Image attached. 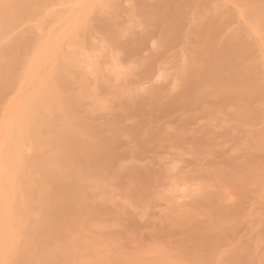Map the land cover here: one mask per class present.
<instances>
[{
	"label": "rangeland",
	"instance_id": "obj_1",
	"mask_svg": "<svg viewBox=\"0 0 264 264\" xmlns=\"http://www.w3.org/2000/svg\"><path fill=\"white\" fill-rule=\"evenodd\" d=\"M5 1L10 0L0 3ZM91 1L47 0L34 18L0 33V48H5L26 36L34 46L52 30L61 32L56 57L52 54L32 80L18 78L25 83L14 80L0 93V123L34 84L50 78L61 106L67 104L62 110L71 115L70 122L115 139L114 161L83 180L81 213L67 215L63 235L40 238L42 246L35 244L28 224L36 222L30 216L38 217L32 208L40 201H34L38 192L49 191L41 171L58 167L60 154L24 143L21 153L27 164L19 176L7 178V170H0V229L12 234L0 263L228 264L239 254L240 264H264V0H173L176 6L185 5L178 38L169 44L162 40V26L145 17L167 0H94L96 6L92 2L88 11ZM207 23L224 26L217 45L241 38L250 54L236 61L242 68L255 67L250 76L255 75L256 92L243 100L207 98L176 108L171 101L183 92L191 55L201 49L199 33ZM30 159L41 167H28ZM239 166L251 169L248 179L255 175L246 189L231 174ZM221 208L227 215L240 208L233 215L238 219L222 218ZM216 224L225 226L217 229ZM24 242L38 245L28 259L18 257Z\"/></svg>",
	"mask_w": 264,
	"mask_h": 264
},
{
	"label": "bare ground",
	"instance_id": "obj_2",
	"mask_svg": "<svg viewBox=\"0 0 264 264\" xmlns=\"http://www.w3.org/2000/svg\"><path fill=\"white\" fill-rule=\"evenodd\" d=\"M45 1H47V0H10V1H5L3 3H0V33L7 32L9 29L8 27L11 28L12 26H15V24L20 22V21H25L27 19L31 20V18H34L35 14L37 15V13H38L37 9L38 10L41 9V6L43 5V3ZM169 1L173 2V0H169ZM169 1L167 0L164 4L157 6V8H155L152 11V13L151 12L150 13L145 12V17L148 19V20L146 19L147 21H149V22L153 21V23L156 22L154 24H156V25L160 24L159 26L160 27L162 26V28H161L162 34L161 35H162V40L165 44L175 42L174 40H176L178 38V33H179V30H181L180 28H181V23L183 20V13H182L183 8L182 7L185 5L183 3L182 4L183 6L182 5L176 6V4H174L172 2L170 3ZM181 1H183V0H181ZM92 2L94 3V0H92L88 4V7H87L88 11L90 9H92V5H93ZM46 3L47 2H45V4ZM51 3H50V5H51ZM94 5L96 6V2L94 3ZM43 6H45V5H43ZM142 7H144V6H142ZM43 9H44V7H43ZM87 10H86V13L88 12ZM92 11L93 10H91L90 12H92ZM35 12H37V13H35ZM90 12H88V13H90ZM86 13H85V15H86ZM60 16L64 17L62 14ZM60 16L58 15L59 18H60ZM66 16L64 17L65 19L67 18ZM37 26H39V25H37ZM223 29H224V26L216 28L215 25L209 23L207 26H205V29L199 33V35L201 36L202 47H201V49H199V51H197L193 55H191L190 62H189V63H191L190 64L191 68L187 70V72L188 71L189 72L187 73L188 76L185 79V81H186V82H184L185 84L182 85L184 87L183 92H182V94L180 93L181 94L180 96L178 95V97L175 96L176 98L175 97L173 98V100L175 99L176 101L175 100H174L175 102L171 101V103H172V105L170 104L171 106L174 105V107H176L178 105V103L181 105H196L198 103H205L207 101L206 100L207 98H214V99H218L221 103H223L225 101L227 103V101H230V99L232 100V98L243 100V98H248V97L250 98L251 96L254 95V93L256 92L257 85L254 81L255 75L252 78L250 76V73L253 72V69L255 71V67L252 66V67H254L253 69H251L252 67H250V69L249 68L247 69V67L242 68V66L240 67V65H238V63H237L238 60L236 61L237 58L238 59H239V57L243 58V56L247 55L248 48L245 45L239 43L240 41H242V40H240L241 38H239V37H237L238 39L234 38L235 40L237 39L236 42L234 41V39L231 40V38H230L229 40L226 39L225 41H223L221 43V45H217L218 44L217 39L222 34ZM103 31H107V30H103ZM60 33L61 32H59V34ZM59 34H58V31L56 33V31L52 30L51 32H49V34H47L46 38L44 39V42H38L37 44H34V46L30 44L31 42L26 36V37H23L21 39H18V40L16 39V40L12 41L9 44V46H7L5 48L2 47L3 49L0 48V93L7 92L8 88H10L9 86L10 85L12 86L11 83L15 82L14 80L18 81V78L19 79L23 78V80L25 78V81H26V79L32 80V78L35 77L34 75L37 74L38 72H40V69H41L40 66L43 67L44 64L51 61L50 59L52 57V54H54V57H56L55 52L58 49L56 47L58 45L56 43V41L58 42L60 39L59 38L56 40V38L58 36L59 37L61 36V34L60 35ZM238 40H240V41H238ZM142 44H141V46H142ZM139 45H140V43H139ZM248 54H250V53L248 52ZM48 60H50V61H48ZM235 62L237 63V65L235 64ZM18 71L19 72L22 71V75H19ZM254 73H256V72H254ZM63 78H64V76H63ZM40 80L43 82L40 84L36 83L37 87L35 84L34 85L32 84L35 88H33V89L31 88L32 90L31 91L29 90V93H26V95L23 96V99L22 100L20 99L21 101L19 100L20 102L18 101L19 105L17 102L16 107L14 106V108H13V109H15V111L11 110V112L14 111L13 112L14 114L13 113L12 114L10 113V115L8 114L9 116L7 117V119H4V120L2 119L3 121L0 123V133H1L0 167L2 168V169L0 168V170L3 171L1 173H5V170H7V172L10 174V176H9V174L7 175L8 176L7 178L11 177V179H13L11 175L13 174V176H14L17 173H18V175L15 177L17 178L19 176V171L21 170L22 164H24V166H26V164H27V163L26 164L23 163V158H22V153H21L22 152L21 148L24 145V143L27 141H30L33 144L32 146L34 148H35V146H38L40 149V147H42V146H47V148L52 147L53 150L55 149L56 152L57 151L59 152L60 158L57 160V164H59L58 167H54L53 169L52 168L50 169L49 167H47V168H49V170H47V168L43 169L44 167L40 168V169H43V171H41V173L43 172V177H46L45 181H47V184L49 183V185H48L49 191L48 192L42 191L41 193L39 191L38 192L39 193L38 195H40V197H38L39 199L34 198V199H37L34 201L40 200L39 201L40 204H39V202H37V204H39L40 206L36 204L35 207L34 206L33 207L30 206V207H32V208H34V210L38 211L37 213L34 212L35 214H38V217L36 219L34 216V218H35V220H34V219H32L33 216H30V219H31L30 221H32V222L36 221L34 226H31L30 223L28 224V226H30L32 228V230H33L32 232L30 231L31 228L26 226L29 229V230L28 229L27 230L29 232H31L30 233L31 235L34 232L35 237H34V235H32V238L34 237L36 239L35 244L38 243L39 246H42L41 245L42 243H39L40 238H43L44 236H49L50 238L53 239L54 236L58 235V237H59V235H61L60 234L61 232L63 235L62 229H64V226L67 225L66 224V222H67L66 219H68V218H66L67 215L68 216L73 215V214L79 213L81 211L79 209H81L82 205H83L80 203V202H83V200H80L81 195L83 194V191H82L83 180L86 178L88 179L90 177L89 175H92L93 173L104 169L106 166H108V163L110 161H111V163L114 161L113 159H115L114 158L115 157V155H114L115 154L114 153L115 152L114 151L115 139L111 136H110V138H108L109 135L106 136V135L101 134V132H99L97 130V128L94 129V128H90V126H85V125H83L84 127H82V125L80 127L75 126V123L70 122L71 120L68 119V118H70L71 115L67 116V114L64 113L65 109H64V111L62 110V107H64L67 104L65 102V105L61 106V103H60L61 101L59 100L60 99L59 94L57 95L58 92L56 91L57 89H54V86L52 85V83H50L52 79L49 78L50 82L46 79L45 80L40 79ZM25 81L24 82L18 81V82H19V84H21L20 82L25 83ZM32 82H35V81L33 80ZM60 82H61V80H60ZM29 83L31 84V82H29ZM57 84H59V83H57ZM22 85H24V84H22ZM173 103H175V104H173ZM218 105H219V103H217V106ZM139 106H140V104H139ZM214 107H215V105H214ZM68 108H70V107L68 106L67 109ZM178 108H180V107H178ZM11 109H12V107H11ZM0 111H2V110H0ZM2 118H5V117L2 116ZM84 124H86V123H84ZM77 125H78V123H77ZM110 130H112V129H110ZM114 130H115V127H114ZM116 130H118V128H116ZM116 133H118V132H116ZM84 135H86L85 137H88L87 135H89L90 139L87 138L88 140H85L83 138ZM199 140H200V138H199ZM203 141H205V140H203ZM208 145H210V144H208ZM205 146H207V145H205ZM200 150H202V147ZM55 156H57V155L55 154ZM25 161L26 160L24 159V162ZM30 161H31V159L28 161V167H32L33 169H35L34 165L38 166V164L29 163ZM33 162H34V160H33ZM30 164H32V166ZM248 165H250V164H248ZM248 165L245 164L246 167ZM250 166H252V165H250ZM39 167H41V166L39 165L38 168ZM239 167L240 168H238V170H236V171H235V169H237V167L236 168L234 167L232 170L233 172L231 174H232L233 180H236V178L237 179L239 178V180H238L239 183L241 182L240 183L241 186L243 187V185H244V187L246 189V185L249 184V182L254 178L255 175L253 177H251L252 179L251 178L248 179V176H251L253 174V173L252 174L249 173L250 175H248L247 170L249 169V166H248V169H245V167H244V169H242V170H240L242 166H239ZM38 168H36V169H38ZM250 168H253V166ZM23 169H25V168L22 167V170ZM254 169H257V167ZM239 170L240 171H246L245 173H247V175L245 176L244 172H243L244 173V175H243ZM250 170H248V171H250ZM234 172L235 173L239 172L238 173L239 175L237 173L235 175ZM1 173H0V176L2 177L3 174L1 175ZM22 173H21V178L23 175ZM123 175H125V174H123ZM133 176H134V174H133ZM22 180H23V178H22ZM246 181L247 182L249 181V182L247 183ZM235 183H236V181H235ZM244 187L241 189H244ZM43 192H45V193H43ZM36 195H37V193H36ZM238 195H240V193H238ZM239 199H241V198H239ZM29 200H30V198H29ZM31 202H33V200ZM214 202H216V201H214ZM78 204H81L80 207H78L79 206ZM222 205H225V204H222ZM38 206H39V208L37 210L36 208ZM215 206L212 205V207H215ZM90 207H92V206H90ZM219 207H221V206H219ZM240 208L238 210H237V208H235V209H236V211H239V210H241ZM212 209L214 210V208H212ZM227 209H228V207L226 208V210ZM234 210L232 212H230V214H228V215H227V213L223 212L225 210L222 211V208H221V210H218V211H220V212L222 211L221 212L222 218H225L224 215L226 214L225 216L227 217V221H229V219H231L232 217H235L233 215H237L236 213H238ZM28 211L31 212V210H28ZM25 212H27V211H25ZM25 212H24V214L26 215ZM239 213H240V211H239ZM29 214H33V213L31 212ZM25 215H24V217H25ZM214 215H216V214H214ZM228 216H230V217L232 216V217L228 218ZM238 216L235 218L238 219ZM69 217H71V216H69ZM27 218H28L27 220L29 221V216ZM4 219L5 218H3V220ZM64 220H65V222H64ZM240 220H241V218H240ZM214 222H216V221H214ZM216 223H223V222L219 220ZM3 224H5L4 221H3ZM3 224H2V226H4ZM6 224H8V223H6ZM238 224H239V222H238ZM220 225L221 224L217 225L218 227L216 226L217 229L220 227ZM210 226L213 227L215 225H210ZM205 229L208 231L213 230L212 228H209V225L206 226ZM1 230L2 229H0V231ZM5 230H7V229H5ZM5 230H2V232L0 233L1 234L0 235V260L4 256L3 252L8 248V247L7 248H5V247L9 246V244L11 243L10 241L12 240V238H11L12 234L9 231L10 229L8 230L10 233L8 231H5ZM190 230H191V228H190ZM188 232H189V230H188ZM198 233H199V231H198ZM229 233H231V232H229ZM9 234L11 235V237L9 236ZM193 234H192V236H193ZM187 235H188V233H187ZM219 235L220 234H218V236ZM214 237H215V235H214ZM214 237H212V238H214ZM216 237H215V239H216ZM9 238H11V239L9 240ZM32 238H31V241L33 240ZM212 238L210 237V239H212ZM219 239H221V238H219ZM222 239H223V237H222ZM186 240H187V238H186ZM197 240H198V238H197ZM202 240H204V238ZM8 241L10 242L9 244H8ZM189 241H188V243L191 242V241L190 242ZM25 242L22 244V246H19V253H18L19 256L18 257H23V258L25 257L26 258V256H28L29 254L30 255L32 254L31 252L34 253L33 249L35 248V246L36 247L38 246L35 244H33V245L27 244L29 242V240L27 241V243H25ZM241 242H242V240H241ZM24 244H26V246ZM199 244H200V242H199ZM241 245L243 247V243ZM32 246H33V249H32ZM237 246H238V244H237ZM20 247H22V248H20ZM189 247H192V246L190 245ZM239 248H241V247H239ZM20 249H23V251L21 250V252H20ZM208 253H210V251H208ZM182 254H183V252H182ZM196 254H198V253H196ZM248 254H249V252H248ZM30 255L28 256V258L30 257ZM206 255H208V254H206ZM238 255H235L233 258H231L230 261L228 259V261L230 262L229 263L227 261L228 264H240L239 259L241 257L239 258ZM243 255H245V254H243ZM28 258H26V259H28ZM206 258H207V256H206ZM219 263H222V262H219Z\"/></svg>",
	"mask_w": 264,
	"mask_h": 264
}]
</instances>
